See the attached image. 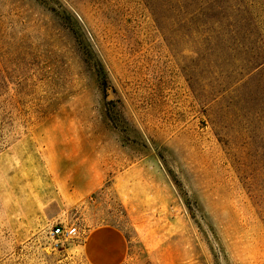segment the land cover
<instances>
[{
	"label": "rangeland",
	"instance_id": "rangeland-1",
	"mask_svg": "<svg viewBox=\"0 0 264 264\" xmlns=\"http://www.w3.org/2000/svg\"><path fill=\"white\" fill-rule=\"evenodd\" d=\"M101 226L121 264H264V0H0V264Z\"/></svg>",
	"mask_w": 264,
	"mask_h": 264
},
{
	"label": "crops",
	"instance_id": "crops-1",
	"mask_svg": "<svg viewBox=\"0 0 264 264\" xmlns=\"http://www.w3.org/2000/svg\"><path fill=\"white\" fill-rule=\"evenodd\" d=\"M83 252L90 264H121L127 254V244L118 229L101 226L84 237Z\"/></svg>",
	"mask_w": 264,
	"mask_h": 264
},
{
	"label": "built area",
	"instance_id": "built-area-1",
	"mask_svg": "<svg viewBox=\"0 0 264 264\" xmlns=\"http://www.w3.org/2000/svg\"><path fill=\"white\" fill-rule=\"evenodd\" d=\"M73 233H75L73 230H71L70 228H65L63 227L62 225H55L53 228H52V231H51V234L53 236H64V237H67V236H70L72 235Z\"/></svg>",
	"mask_w": 264,
	"mask_h": 264
}]
</instances>
